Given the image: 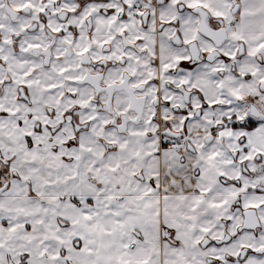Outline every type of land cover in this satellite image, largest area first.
Returning <instances> with one entry per match:
<instances>
[{
    "label": "snow or ice",
    "instance_id": "snow-or-ice-1",
    "mask_svg": "<svg viewBox=\"0 0 264 264\" xmlns=\"http://www.w3.org/2000/svg\"><path fill=\"white\" fill-rule=\"evenodd\" d=\"M0 264H264V0H0Z\"/></svg>",
    "mask_w": 264,
    "mask_h": 264
}]
</instances>
